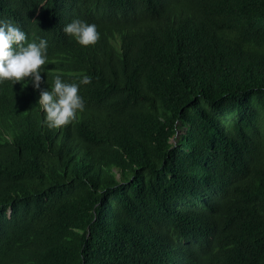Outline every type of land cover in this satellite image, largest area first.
Segmentation results:
<instances>
[{
    "label": "trees",
    "instance_id": "obj_1",
    "mask_svg": "<svg viewBox=\"0 0 264 264\" xmlns=\"http://www.w3.org/2000/svg\"><path fill=\"white\" fill-rule=\"evenodd\" d=\"M0 19L47 41L41 88L91 77L59 128L30 80L0 81V264H264V0H0Z\"/></svg>",
    "mask_w": 264,
    "mask_h": 264
},
{
    "label": "clouds",
    "instance_id": "obj_2",
    "mask_svg": "<svg viewBox=\"0 0 264 264\" xmlns=\"http://www.w3.org/2000/svg\"><path fill=\"white\" fill-rule=\"evenodd\" d=\"M63 31L83 46L94 44L99 38L96 25L80 19L64 25ZM46 50L44 38H38V42L27 41L25 32L17 24L0 19V81L21 82L23 88L30 80L32 87L39 89L36 102L44 113L43 122L49 128H59L75 120L78 112L84 110L79 84L90 83L91 77L81 74L78 84L55 74L51 87L41 88V66L46 61Z\"/></svg>",
    "mask_w": 264,
    "mask_h": 264
},
{
    "label": "water",
    "instance_id": "obj_3",
    "mask_svg": "<svg viewBox=\"0 0 264 264\" xmlns=\"http://www.w3.org/2000/svg\"><path fill=\"white\" fill-rule=\"evenodd\" d=\"M177 133H178V131H177Z\"/></svg>",
    "mask_w": 264,
    "mask_h": 264
}]
</instances>
